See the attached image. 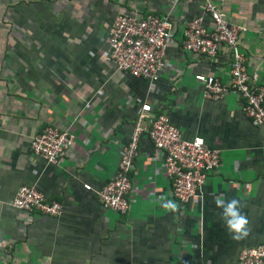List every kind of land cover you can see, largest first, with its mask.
<instances>
[{"label": "crops", "instance_id": "obj_1", "mask_svg": "<svg viewBox=\"0 0 264 264\" xmlns=\"http://www.w3.org/2000/svg\"><path fill=\"white\" fill-rule=\"evenodd\" d=\"M244 28L247 68L264 85V0H215ZM204 0H0V264H238L264 244V127L232 90L204 96L196 74L231 81L233 50L188 51L189 20ZM167 15L173 40L157 81L118 69L109 35L119 14ZM204 25L213 26L210 16ZM143 102L165 113L184 139L202 136L221 165L194 200L171 196L164 152L143 134L131 173L130 209L106 207L97 191L113 179ZM68 129L73 146L57 163L36 154L47 126ZM90 184L91 190L84 187ZM23 185L63 204L50 216L13 205ZM240 201L248 235L229 232L215 198ZM174 202L176 210L164 205Z\"/></svg>", "mask_w": 264, "mask_h": 264}, {"label": "built area", "instance_id": "obj_2", "mask_svg": "<svg viewBox=\"0 0 264 264\" xmlns=\"http://www.w3.org/2000/svg\"><path fill=\"white\" fill-rule=\"evenodd\" d=\"M178 1L175 0L176 3ZM203 6V15L192 18L187 24L183 43L185 49L210 58L215 57L223 46L233 50L229 84L213 74H196V79L204 84V96L219 99L232 90L245 99L246 115L255 124L264 127V85L257 83L258 76L248 71L247 57L240 47V33L244 28L231 22L224 8L215 0H204ZM206 15L212 18V27L204 25ZM173 28L167 15L119 14L108 38L109 59L116 62L118 69L155 82L166 66V48L173 40ZM143 134H148L155 146L164 152L161 169L170 176L171 196L180 203L194 200L200 188L221 165L219 148L207 147L204 138L199 135L184 139L167 114L155 113L150 102H143L131 139L120 150L116 176L97 191L102 203L118 213H127L130 209L131 173ZM74 141L75 135L70 130L50 125L32 139L31 147L48 162L57 163ZM84 187L92 189L90 184H84ZM13 205L50 216H58L63 210L59 200L49 199L32 185H23L18 189ZM238 264H264V244L243 248Z\"/></svg>", "mask_w": 264, "mask_h": 264}, {"label": "clouds", "instance_id": "obj_3", "mask_svg": "<svg viewBox=\"0 0 264 264\" xmlns=\"http://www.w3.org/2000/svg\"><path fill=\"white\" fill-rule=\"evenodd\" d=\"M218 207L222 208L221 218L225 222V226L229 232L234 235V238L239 239L248 235L247 225L249 223L246 215L241 212L242 205L238 199H231L227 202L215 198ZM166 208L175 211L176 205L174 202L169 201L164 205Z\"/></svg>", "mask_w": 264, "mask_h": 264}]
</instances>
